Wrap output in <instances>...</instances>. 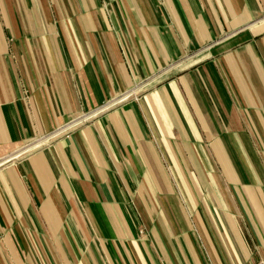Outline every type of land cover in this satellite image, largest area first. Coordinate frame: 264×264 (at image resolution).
<instances>
[{"label": "crops", "instance_id": "0c3cea01", "mask_svg": "<svg viewBox=\"0 0 264 264\" xmlns=\"http://www.w3.org/2000/svg\"><path fill=\"white\" fill-rule=\"evenodd\" d=\"M136 86L0 168V264H264V0H0V158Z\"/></svg>", "mask_w": 264, "mask_h": 264}, {"label": "built area", "instance_id": "2783aa9c", "mask_svg": "<svg viewBox=\"0 0 264 264\" xmlns=\"http://www.w3.org/2000/svg\"><path fill=\"white\" fill-rule=\"evenodd\" d=\"M126 98V97H125ZM125 98H122L121 100L124 101ZM116 103L113 104H107L105 106H103V108L99 109L97 113H100L106 109H109L112 105H116ZM94 114H87V115H82L81 117H77L75 119H73L71 122H69L68 124L64 125V126H60L58 129H56L54 132H52L49 135H45V136H41L40 138L27 143L26 145H24L22 148H20L13 156H10L9 158H0V168L3 167L4 165L18 160L19 158H21L23 155H25L30 149L32 148H41L43 146H46L47 144H50L53 140H55L56 138L60 137L62 134H64L65 132H68L70 130H72L74 127H78L79 125H82L84 122H88L91 117Z\"/></svg>", "mask_w": 264, "mask_h": 264}, {"label": "rangeland", "instance_id": "374dc122", "mask_svg": "<svg viewBox=\"0 0 264 264\" xmlns=\"http://www.w3.org/2000/svg\"><path fill=\"white\" fill-rule=\"evenodd\" d=\"M140 88H141L140 86H136V87L133 88V89H130V90L125 91L124 93H122V94L119 95V96L113 97V98H111V99L105 101L104 103L100 104L99 106H97V107H95V108H93V109H91V110H87V111H83V112H81V113L79 114L78 117H81L82 115H87V114H90V115H91V114H94V115L91 117V119H90L88 122H84L82 125H79L78 127H81V126H84V125H87V124H91V123H93L95 120H97L98 118H100V117L106 115L107 113H109L110 111L115 110L116 108L122 106L123 104H125V103H127V102H130L131 100L137 99V98L140 97V95L144 92V91H143V88H141L142 90H140ZM125 97H126V98H125ZM122 98H125L124 101L121 100ZM116 102H117L116 105H114V106L112 105L109 109H106V110H104V111H102V112L96 114V112H97L99 109L103 108V106H105V105H107V104H113V103H116ZM98 112H99V111H98ZM76 118H77V117H76ZM73 119H75V118H73ZM73 119L67 121L66 123L62 124L61 126H64V125L68 124V123L71 122ZM59 127H60V126H59ZM59 127H58V128H59ZM78 127H74L72 130H70V131H68V132H65V133L62 134L60 137L70 134L73 130H75V129L78 128ZM58 128H57V129H58ZM53 132H54V131H53ZM60 137H58V138H60ZM58 138H56V139H58ZM23 156H25V155H23ZM23 156H22V157H23ZM7 158H9V157H7ZM19 159H20V158H19Z\"/></svg>", "mask_w": 264, "mask_h": 264}]
</instances>
